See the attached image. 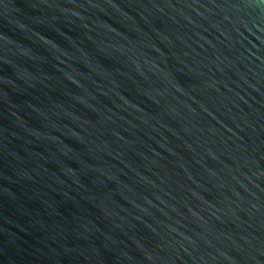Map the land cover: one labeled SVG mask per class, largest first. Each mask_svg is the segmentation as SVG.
<instances>
[{
	"label": "water",
	"instance_id": "water-1",
	"mask_svg": "<svg viewBox=\"0 0 264 264\" xmlns=\"http://www.w3.org/2000/svg\"><path fill=\"white\" fill-rule=\"evenodd\" d=\"M0 264H264V0H0Z\"/></svg>",
	"mask_w": 264,
	"mask_h": 264
}]
</instances>
